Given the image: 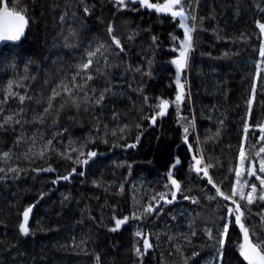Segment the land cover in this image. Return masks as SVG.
<instances>
[{"label":"trees","instance_id":"obj_1","mask_svg":"<svg viewBox=\"0 0 264 264\" xmlns=\"http://www.w3.org/2000/svg\"><path fill=\"white\" fill-rule=\"evenodd\" d=\"M7 1L12 11L26 17L28 31L20 44L0 51V101L6 100L0 104V124L9 115L20 120L0 129V168L5 169L0 173V264H97V256L99 264H248L240 254L243 233L234 224L229 225L220 256L216 239L227 208L234 205L219 196L210 200L215 188L208 177L190 170V165L194 164L192 156L199 158L203 149L205 163L214 165L209 169L213 182L230 195L236 186L238 148H244L247 164L250 160L258 164L264 157V153L255 156L264 146L259 132L250 129L248 139H243L245 122L264 124V71L259 81L253 78L261 60L259 48L264 45L258 27L264 23V0H185L191 4L188 12L196 16L189 25H197L194 50L188 66L179 73L185 98L179 112L170 105L166 115L156 117L155 125L144 117L155 115L159 109L154 105L161 99L174 101L179 92L178 74L171 63L179 56L178 50L173 51L177 42L172 36L183 39L178 20L138 5L120 9L113 0H85L90 7L87 14L80 0ZM149 2L163 4L165 0ZM109 25L114 28L111 35L121 40L122 52L109 47ZM69 29L75 31L72 47L65 46ZM100 45L105 47L87 70L93 75L85 89L91 102L82 100L79 109L60 108L64 94L57 85L70 82L78 71L73 66ZM9 82L12 92L25 95L23 103L18 96H9ZM253 85L255 101L247 117ZM54 88L61 91V97L53 100L51 114L45 115ZM102 92L104 99L96 104ZM137 123L141 128L135 127ZM190 123L193 127L186 144L184 127ZM125 125L128 128L120 133ZM112 130L126 138L113 137ZM138 135L135 148L111 146L133 143ZM49 140L50 147L46 146ZM82 144L85 154L97 152L87 166L74 163L78 153L72 148ZM69 155L71 159L66 158ZM177 158L181 164L173 170ZM13 168L20 171L12 172ZM46 168L54 171L42 170ZM72 168L77 175L70 181L53 183ZM169 171L181 182V193L170 205L151 201L159 192H169L171 199L170 190L164 188L170 184ZM245 178L260 187L255 176ZM260 193L261 189L254 194L252 205L235 197L242 209L251 210H245V225L253 243L264 239ZM184 196L198 202L193 204ZM149 202H159V209L133 220V213L142 212ZM31 205L35 206L28 221L30 234L24 236L19 224ZM124 217L128 223L110 231L115 219ZM138 230L153 245L142 260L135 253L136 247L144 251L143 241L135 235Z\"/></svg>","mask_w":264,"mask_h":264},{"label":"snow or ice","instance_id":"obj_2","mask_svg":"<svg viewBox=\"0 0 264 264\" xmlns=\"http://www.w3.org/2000/svg\"><path fill=\"white\" fill-rule=\"evenodd\" d=\"M113 2L116 4V6L120 9L128 8L130 5H138L141 7L154 9L157 13H165L169 15L172 20L175 22L178 20V27L183 30V39H180L179 37L173 35L172 40L174 42H177V48H174L173 51H179V56L176 59H173L171 61L172 64L175 65L176 72H177V86L179 88L178 94L175 96L174 101H169L167 99H161L158 104L154 105L156 109H159L158 112L155 113V115L152 116H145V119H150L151 124L155 125L157 122L156 117H163L167 114V111L170 107V105H174L177 112H179L180 106L182 105L184 98H185V91H184V85L180 83L179 79V73H181L187 66L190 59V53L194 50L193 49V33L196 31L197 25L195 23H192L191 26L189 25V21H196V16L189 13L188 9L191 8V4H185V0H165L163 4L158 3H150L149 0H113ZM80 4L83 5V11L87 14L90 12V7L85 3V0H80ZM130 10H138L137 8H131ZM264 10V9H262ZM0 20L3 21L2 25H0V40L8 39V40H19L20 37L24 33V29L28 24V21L25 19L23 15H20L19 13H13L8 11L7 7L3 9L2 12H0ZM258 27L260 29V33L264 34V23H259ZM108 33L111 35L114 32V28L112 25L108 26L107 29ZM75 36V31L73 29H69L68 36L65 37V46L66 47H72L73 44L70 43L71 37ZM129 40L132 39L131 36L128 37ZM152 39L155 41L156 37H152ZM114 45L117 49H119L121 52L124 50L123 45L121 44V40L115 36L111 35V44L109 47ZM104 45L98 46L94 51H88L86 54V59L81 61L78 65H74L73 67L75 69H78V71H75V73L71 76L70 82H64L61 81L57 88L62 89L63 92V98L60 103V108L65 107L66 105H70L72 107H75L76 109H79L81 107V101L85 103L91 102L92 98L89 97L88 92L85 90L87 87V82L91 81L93 79V75L87 74V70L93 65V57H95L98 53L101 52V49L104 48ZM227 55V53L225 54ZM259 56L261 58L260 63L255 65V68L257 71L254 73V80L259 81L260 80V72L264 71V68L261 67L262 64H264V45H262L259 48ZM98 71V69H97ZM139 71V69H138ZM82 72L85 73L82 75ZM147 75H151V73H147ZM77 77H80V82H77ZM262 89H264V82L261 83ZM57 88H54L52 90V95L48 98L47 104L48 107L44 109L45 115H50V109L53 107V100H55L57 97H61V91H58ZM9 96L17 97L19 99L20 103H23L25 100V95H20L18 93L12 92V82H9L8 88H7ZM93 92H95V88L92 89ZM104 91H110V89H105ZM80 93H83V97H81ZM255 94H256V87L253 85L251 89V95L247 101L248 107L246 110L247 117L251 116V109L252 105L255 101ZM31 99V97H28ZM104 99V93L102 92L99 97L95 99L96 104H100ZM147 99V97H145ZM5 101H0V104L5 103ZM23 109H21V112ZM19 114V113H18ZM43 119V118H41ZM186 119V118H185ZM13 123L19 124L20 120L15 119L13 116L9 115L6 118H4V123L0 124V129H3L5 125H12ZM136 128H141V125L137 123L135 125ZM193 127V124H189L188 126L184 127V142L188 144V133L189 129ZM106 128V126H105ZM128 128V125H125L124 127L119 129L120 133H124L125 129ZM250 129H258L260 136L259 141H264V124H255V125H249L247 122L244 123L243 126V139L246 141L248 139V133ZM99 131V129H97ZM108 134L107 132L105 133ZM142 134V130H141ZM111 135L113 137H117V131L112 130ZM216 135L218 136L219 133L217 132ZM126 137L124 135H120L117 137L119 140H124ZM90 141L94 142L93 137H89ZM19 142V141H18ZM103 143H109L108 140H103ZM139 142V135L136 137V141L133 143H127V144H120L117 145L116 143H112V147L120 146L122 148H135L136 144ZM52 141H47L46 146H51ZM84 146L80 148H72L73 152H77V158L74 161L75 164L80 166H87L89 164V161L92 158H95L97 156L96 151L89 150L87 154L84 152ZM189 148L191 149V145H189ZM239 152V166L235 169V184L231 189V194H226L225 192L221 191L220 188L213 182L211 176L209 175V169L212 168L214 165L211 163H205V158L203 155V149L199 150V158H197V154H194L192 156V160L194 161V164L190 165V170H193L198 176L202 173L204 177H208L207 182L212 185L213 188H215L216 193L214 196H209V199H215L216 196H219L223 198L224 201H231V203L234 205L233 208H227V212L225 217L223 219L225 220L223 228L219 231V236L216 239V243L220 249V256H223V247L225 244V238L228 235L229 232V225L234 224L239 227L240 231L243 233V244L240 245V254L243 256L244 260L248 262V264H264V239L257 238L256 242L253 243V241L250 239V232L249 228L245 225V210L251 211L250 209H242L241 203L239 201L246 202V205H252L256 199V196L254 194L257 193V184L256 183H249V180L247 178L243 177V173L245 172V160H246V154L244 148L241 146L238 148ZM261 153H264V146H261L259 150L255 153V156L259 157ZM41 157L44 156V153H39ZM63 156L64 154L61 153ZM9 154L4 153V158L8 159ZM86 157V158H85ZM66 158L71 159V156H67ZM181 164V161L179 158L175 160V162L171 165V168L174 170L177 165ZM249 168L247 169V175L248 177L255 176L256 180L259 181L261 193L258 197V199L262 202H264V176L260 174H264V158H261L259 160V166L257 170L256 163L254 160L249 161ZM12 172H19V169L13 168L10 169ZM43 171H54L52 168H46L42 169ZM4 168H0V173L4 172ZM76 173V169L72 168L71 172L68 175L58 177L57 180H54L53 183H57L60 179L70 181L72 178V175ZM81 175L83 172L80 173ZM167 178L170 181L169 183L164 184L165 189L170 190L171 199H168L169 192H159L156 195H153L151 197V201H163L165 204H172L177 199V193H181L182 191V185L181 182L178 181L172 171H169L167 173ZM174 189V190H172ZM245 189H249L247 194H245ZM121 191H123V188H121ZM239 196V201L235 197ZM184 199L188 200L191 199V202L193 204H196L198 201L195 198H190L188 196H184ZM67 199V197H65ZM35 205H31L27 207L23 212V222L19 224V231L24 236H28L30 234V229L28 227V221L29 216L32 213L33 207ZM160 207L159 202H157L155 205H153L152 202H149L147 206L143 208V211L139 214L133 213L132 219L133 220H139L147 215H151L152 213H155L157 208ZM229 217H234L233 220H229ZM128 217H124L122 219H115V226L110 229L112 232H116L120 229V227L126 223H128ZM261 220L264 221V214L261 215ZM136 237L141 238L143 241L142 247L143 252L141 251V247L135 248V253L138 257L143 259V256L147 253V251L153 247V245L149 242V239L146 238V235L143 231L138 230L135 233ZM209 236H212V233L209 232ZM97 264H99V257H95Z\"/></svg>","mask_w":264,"mask_h":264},{"label":"water","instance_id":"obj_3","mask_svg":"<svg viewBox=\"0 0 264 264\" xmlns=\"http://www.w3.org/2000/svg\"><path fill=\"white\" fill-rule=\"evenodd\" d=\"M5 7H7L8 11L13 12V13H17V12L12 11V10L9 8V6H8V1H7V0H3V1H2V6H1V8H0V12H2L3 9H4ZM19 14H20V13H19ZM20 15H22V14H20ZM23 16H24V15H23ZM24 17H25V16H24ZM25 19H26V17H25ZM26 20H27V19H26ZM2 23H3V21L0 20V25H2ZM27 31H28V24H27V26L25 27V29H24V33H23V35L20 37L19 40H8V39L0 40V51H1L5 46H7V45H9V44H14V45H18V44H20V43L24 40V38L26 37V35H27ZM254 130H256L257 132H259L258 129H254ZM76 175H77L76 173L73 174V175H72V178H73L74 176H76ZM253 177H254V176H252L251 178H253ZM158 209H159V208H157V210H158Z\"/></svg>","mask_w":264,"mask_h":264},{"label":"rangeland","instance_id":"obj_4","mask_svg":"<svg viewBox=\"0 0 264 264\" xmlns=\"http://www.w3.org/2000/svg\"><path fill=\"white\" fill-rule=\"evenodd\" d=\"M260 61H261V60H260ZM260 61H259V63H260ZM261 67L264 68V64H262ZM263 158H264V157H263ZM249 166H250V165L247 164V162L245 161V172L243 173V177H244V178H245L246 175H247V169L249 168ZM256 166H257V170H258L259 163L256 164ZM260 175L264 176V174H260ZM257 190H260V187L258 186V184H257ZM31 215H32V213H31L30 216H29V220H30V218H31Z\"/></svg>","mask_w":264,"mask_h":264},{"label":"bare ground","instance_id":"obj_5","mask_svg":"<svg viewBox=\"0 0 264 264\" xmlns=\"http://www.w3.org/2000/svg\"><path fill=\"white\" fill-rule=\"evenodd\" d=\"M191 102V101H190ZM196 106V105H195ZM196 120V119H195ZM199 149V148H198Z\"/></svg>","mask_w":264,"mask_h":264},{"label":"built area","instance_id":"obj_6","mask_svg":"<svg viewBox=\"0 0 264 264\" xmlns=\"http://www.w3.org/2000/svg\"><path fill=\"white\" fill-rule=\"evenodd\" d=\"M259 219H261L260 217H259ZM264 222V221H263Z\"/></svg>","mask_w":264,"mask_h":264}]
</instances>
